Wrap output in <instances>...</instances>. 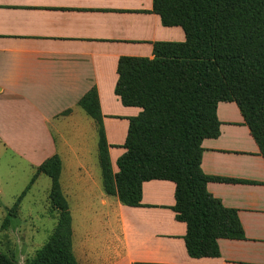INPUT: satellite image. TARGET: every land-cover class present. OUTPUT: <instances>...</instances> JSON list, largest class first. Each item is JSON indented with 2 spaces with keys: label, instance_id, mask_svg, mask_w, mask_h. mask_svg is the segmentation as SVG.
Returning <instances> with one entry per match:
<instances>
[{
  "label": "crops",
  "instance_id": "obj_1",
  "mask_svg": "<svg viewBox=\"0 0 264 264\" xmlns=\"http://www.w3.org/2000/svg\"><path fill=\"white\" fill-rule=\"evenodd\" d=\"M184 39L180 26L162 24L152 0H0V137L36 138L34 172L58 155L77 264H264V157L235 102L218 103L219 133L202 141V171L231 179L206 188L236 209L244 234L218 239L217 256L187 253L186 224L171 208L174 182L144 181L140 206L104 190L95 123L79 100L96 89L117 172L128 118L141 111L114 92L119 57L150 58L154 42Z\"/></svg>",
  "mask_w": 264,
  "mask_h": 264
},
{
  "label": "trees",
  "instance_id": "obj_2",
  "mask_svg": "<svg viewBox=\"0 0 264 264\" xmlns=\"http://www.w3.org/2000/svg\"><path fill=\"white\" fill-rule=\"evenodd\" d=\"M164 26H180L181 42L156 41L153 56H120L115 94L125 106L141 108L129 117L127 134L113 172L95 88L79 105L93 118L106 193L120 203L140 206L142 183L151 179L175 184L171 207L186 224L187 253L217 256L218 239H242L236 209L225 207L206 188L209 181L231 179L201 169L202 141L219 133L216 108L235 102L264 157V0H152ZM57 154L36 168L50 179L49 203L56 224L27 264H77L71 242V215L63 196ZM25 190L6 214L1 230L16 227ZM0 264H16L0 250Z\"/></svg>",
  "mask_w": 264,
  "mask_h": 264
},
{
  "label": "rangeland",
  "instance_id": "obj_3",
  "mask_svg": "<svg viewBox=\"0 0 264 264\" xmlns=\"http://www.w3.org/2000/svg\"><path fill=\"white\" fill-rule=\"evenodd\" d=\"M6 146L0 143V226L6 214L5 207H11L25 190L17 211L16 227L0 228V250L16 264H27L36 251L45 243L57 221V212L49 203L50 179L44 174L28 186L32 169L36 138L1 135ZM39 141V139H38ZM1 142V141H0ZM41 157V152H39Z\"/></svg>",
  "mask_w": 264,
  "mask_h": 264
}]
</instances>
